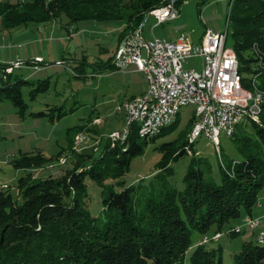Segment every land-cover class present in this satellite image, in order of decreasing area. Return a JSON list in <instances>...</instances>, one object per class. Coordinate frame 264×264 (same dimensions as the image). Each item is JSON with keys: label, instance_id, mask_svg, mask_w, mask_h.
<instances>
[{"label": "trees", "instance_id": "1", "mask_svg": "<svg viewBox=\"0 0 264 264\" xmlns=\"http://www.w3.org/2000/svg\"><path fill=\"white\" fill-rule=\"evenodd\" d=\"M166 1L0 2V34L65 16L69 25L82 21L119 23L120 46L126 36L139 30L148 11ZM229 21L234 39L232 48L244 85L252 89V76H257L264 93V0H232ZM0 80V101L11 100L24 116L27 105L21 84L28 82L16 79L12 83L11 78L4 80L3 76ZM49 83V80L41 82L37 90L47 89ZM63 115L60 113L59 118ZM261 119L262 126L249 123L256 137L244 134L238 138L237 132L233 135L242 158L232 160L228 167L222 163L219 183L203 168L192 166L184 177V190H160L140 211L134 205L133 187L121 193L110 191L104 196V211L109 218L103 224L91 216L84 203L85 180L90 177L101 182L111 164L116 165L117 174H123L132 159L143 153L136 129L125 143L114 148L107 141L99 157H95L94 151L75 157L74 168L59 178L34 179L28 174L18 183L22 204L14 200L9 190H0V264H223L221 249L208 248L211 241L194 246L193 234L207 235L215 229V235L225 228L233 237L244 232L254 234L255 241L243 244L234 264H264V244L256 241V232L237 233L231 228L243 211L248 217L257 218L254 209L262 208L259 196L264 191V107ZM177 120L159 136L173 129ZM192 123L191 118L190 130ZM53 160L54 157L48 158L41 152L25 153L13 165L25 170L41 168ZM162 169L168 175L173 174L165 158L159 170Z\"/></svg>", "mask_w": 264, "mask_h": 264}, {"label": "rangeland", "instance_id": "2", "mask_svg": "<svg viewBox=\"0 0 264 264\" xmlns=\"http://www.w3.org/2000/svg\"><path fill=\"white\" fill-rule=\"evenodd\" d=\"M33 1L0 0L13 4ZM231 4L232 0H179L176 6L179 16L176 20L155 27L156 21L148 16L141 36L146 40L159 37L168 41L184 37L197 45L207 31L222 33L228 28L227 45L232 48L234 39L229 21ZM121 31L119 23L82 21L69 25L65 16L20 29L25 34L14 46L21 54V59L17 62L19 65L14 66L15 62L8 63V66L15 69L14 75L10 77L7 75L12 72L9 73L6 69L5 73L0 71V77L3 76L4 80L11 78L12 83L16 79L28 82L21 84V93L27 105L24 116L19 114V109L11 100L0 101V190H9L18 204H22L18 190L21 178L28 174L34 179H46L50 176L59 178L67 170L74 168L75 157L94 151L97 140H100V145L98 151H94L95 157L101 155L111 134L122 131L124 124L121 129L117 127L118 130L109 135L107 129L110 123L118 122L120 117L124 118L117 106L123 99L121 90L129 82V76L126 73L112 76L109 68L103 67L118 52ZM2 37L0 35V39ZM19 45L21 46L18 47ZM13 50L8 52H15ZM33 53L43 55L46 60L44 66L38 65L41 72L35 71L33 60H30L33 59ZM5 64L7 63L0 61V67H5ZM185 66L201 70V62L196 58L188 60ZM46 80L50 82L48 88L38 91L39 84ZM1 83L0 80V85ZM258 83L260 84L259 81ZM62 112L64 115L59 118ZM193 112V107L182 108L176 117L178 120L174 128L168 129L155 140L146 141L139 137L137 143L143 147V153L132 159L130 167L123 174H117L116 165L111 164L101 182L86 178L84 203L98 223L103 224L109 218L108 212L104 211V196L110 191L121 193L126 188L133 187L134 205L140 211L145 202L157 196L160 190H184V177L190 167L203 168L219 183L222 163L228 167L232 160L242 158L235 137H229L225 133H221L217 147L205 137L199 138L192 147L189 142L184 146L188 140V125ZM39 113L46 115L38 116ZM98 116L102 119L101 122L96 121L92 125L89 120L93 122ZM261 121L262 119L256 124L262 126ZM249 123L245 121L237 128L238 138L244 134L256 137L255 129ZM81 126L84 128L78 131ZM80 134L88 138L82 144L79 143ZM38 152L48 158L54 157V160L41 168L23 170L14 167L13 162L22 154ZM164 158L173 171L172 175H168L163 169L159 170ZM259 203L262 208L255 207L253 212L257 218L264 217V191L259 196ZM247 217L243 211L242 216L231 223V228H243ZM227 231L228 228H225L223 233L215 235V229L207 235L195 232L193 244L195 246L211 241L207 247L221 249L223 264H234L235 256L242 250L243 244L254 242L255 238L250 232L233 237ZM257 235L258 233L256 237Z\"/></svg>", "mask_w": 264, "mask_h": 264}, {"label": "built area", "instance_id": "3", "mask_svg": "<svg viewBox=\"0 0 264 264\" xmlns=\"http://www.w3.org/2000/svg\"><path fill=\"white\" fill-rule=\"evenodd\" d=\"M177 2L168 0L165 5L151 11L155 27L178 18ZM141 34L140 31L131 37L119 49L116 58L126 60L142 72L147 89L142 95L117 106L125 119L122 131L110 135L112 148L125 143L133 129L138 135L147 134L150 139L158 125L170 122L172 112L180 113L182 108L189 106L194 108L189 143L205 137L217 147L221 133L233 137L237 128L248 122V116L261 119L264 105L262 95L256 93L259 83L253 81L252 76L255 92H248L236 53L227 45L228 28L222 33L207 31L197 45L184 37L177 41L159 37L146 40ZM194 58L201 62L199 71L185 66ZM42 62L43 58L34 60L35 71H40L38 63ZM18 65L15 63L14 66ZM12 67H7L6 71L11 73ZM87 139L86 135L80 134L79 143ZM96 145L95 152L100 140ZM242 230L256 232V241H264V217H247L243 228H236L235 232Z\"/></svg>", "mask_w": 264, "mask_h": 264}, {"label": "crops", "instance_id": "4", "mask_svg": "<svg viewBox=\"0 0 264 264\" xmlns=\"http://www.w3.org/2000/svg\"><path fill=\"white\" fill-rule=\"evenodd\" d=\"M20 29H17L15 31L10 32V33L4 32V33L0 34L1 36H3L0 39V61H2L3 63H7V64H5L6 66H8V63H10V62L11 63L12 62L17 63L21 59V54L18 53V51H16V47H14L15 42L19 41V39L22 36H24V34H25V33L20 32ZM141 33H142V31H141ZM8 36H10V37L8 38ZM164 39H166V38H164ZM20 46L21 45H19L18 47H20ZM11 47H14V48H11ZM12 49H14L15 52H8L9 50L12 51ZM119 49H120V46H119ZM5 51H7V52H5ZM117 53L115 54L114 57L110 58L107 63H104L103 67L109 68L112 76H119L120 73H126L129 76V82L127 84H125L124 88L121 90L123 99L119 102V105H120V104H122L128 100L133 99L136 96L142 95L147 89V84L145 81L144 74L142 72H138L136 70V67L134 65L129 64L126 60H118L116 58ZM35 58H43V62L38 63V65L44 66V63L46 62V60L44 59L43 55H40V54L35 55L33 53V59H30L31 61L33 60V62H32L33 64H34ZM32 63L30 62L29 64H32ZM10 67H12V66H10ZM4 68H7V67H0L1 73H3ZM44 70H42V71H44ZM40 72H41V70H40ZM14 73H15V69L12 70V75H14ZM117 73H119V74H117ZM99 114L100 113H98V115ZM101 120L102 119L98 116L95 119V121H93L91 123L93 125L94 122H96V121L101 122ZM123 124H124V118L123 117H120L118 119V122L110 123V125L107 129L108 135L112 131H116L118 129H121ZM85 126H87V125H85ZM117 127H118V129H117ZM90 129L92 130L93 128H90ZM96 134H97V132H96Z\"/></svg>", "mask_w": 264, "mask_h": 264}, {"label": "bare ground", "instance_id": "5", "mask_svg": "<svg viewBox=\"0 0 264 264\" xmlns=\"http://www.w3.org/2000/svg\"><path fill=\"white\" fill-rule=\"evenodd\" d=\"M158 8H154L152 11H154L155 9H158ZM149 16H151V12H150ZM253 81H258V77L256 76L255 78H253ZM251 85H252V89L249 88L248 92H255V83H251ZM256 93H257V95H262V105H263L264 104V93L257 85H256ZM178 113L179 112H172V115L170 116V122H166L164 124L158 125V128L153 130V133L150 136V139H153V138L159 136L164 129H166L168 126L172 125L174 123V121L176 120ZM248 122L258 123V122H260V120L256 116H248ZM138 137H141L144 139H149V136L147 134H139ZM259 243L263 244L264 241H261Z\"/></svg>", "mask_w": 264, "mask_h": 264}, {"label": "water", "instance_id": "6", "mask_svg": "<svg viewBox=\"0 0 264 264\" xmlns=\"http://www.w3.org/2000/svg\"><path fill=\"white\" fill-rule=\"evenodd\" d=\"M165 4H166V3H165ZM165 4H163V5H165ZM163 5H162V6H163ZM158 7H160V6H158ZM150 12H151V10L148 11V12L145 14V19H144L142 25L140 26L139 30H137L133 35H129V36H126V37L124 38V40L122 41V43H121V45H120V48H123V47L125 46V44L128 42V40H129L131 37L136 36L137 34H139V32H140V31L142 30V28H143V25H144L145 21L147 20L148 16L150 15Z\"/></svg>", "mask_w": 264, "mask_h": 264}]
</instances>
